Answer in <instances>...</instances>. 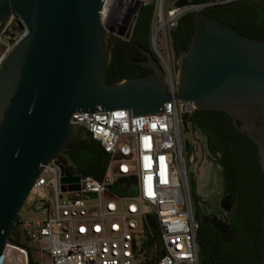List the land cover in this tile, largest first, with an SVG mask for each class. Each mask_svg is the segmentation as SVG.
<instances>
[{
    "label": "water",
    "instance_id": "1",
    "mask_svg": "<svg viewBox=\"0 0 264 264\" xmlns=\"http://www.w3.org/2000/svg\"><path fill=\"white\" fill-rule=\"evenodd\" d=\"M201 1L206 0H192ZM101 2L0 0V22L15 14L27 31L0 64V249L42 165L77 134L68 121L72 112L144 114L177 98L196 110L223 111L255 145L262 177L259 264H264V0H241L178 19L177 28L183 29L169 31L173 94L146 48L151 6L139 8L125 42L100 26ZM59 181L74 182L76 176L60 175ZM111 190L134 194L115 184Z\"/></svg>",
    "mask_w": 264,
    "mask_h": 264
},
{
    "label": "built area",
    "instance_id": "2",
    "mask_svg": "<svg viewBox=\"0 0 264 264\" xmlns=\"http://www.w3.org/2000/svg\"><path fill=\"white\" fill-rule=\"evenodd\" d=\"M170 1L102 0L98 22L106 34L127 41L139 6L149 4L148 49L162 70L166 91L173 94L175 56L169 31L177 19L237 0ZM26 32L15 14L0 22V64ZM160 107L144 114L128 109L72 112L68 121L106 154L102 174L94 178L69 171L56 155L42 165L25 198L38 216L19 215L14 224L21 244L5 242L0 264H28V256L36 252L50 264H198V222L190 189V180H197L196 152L183 138L193 107L177 98ZM188 162L193 163L191 170ZM60 175L76 176V181L60 182ZM69 184L77 188L69 190ZM114 184L121 190L133 188L134 194L118 195L111 190Z\"/></svg>",
    "mask_w": 264,
    "mask_h": 264
},
{
    "label": "flooded vegetation",
    "instance_id": "3",
    "mask_svg": "<svg viewBox=\"0 0 264 264\" xmlns=\"http://www.w3.org/2000/svg\"><path fill=\"white\" fill-rule=\"evenodd\" d=\"M239 1L241 0L215 8H223ZM203 120L207 124L212 121L210 116ZM190 127L205 157L204 172L196 180L195 199L192 201L193 213L201 230L200 244L210 257L209 264H259L262 248L261 211L258 224L252 223L241 202L247 190L243 181L244 151L239 147L231 148L228 144L233 158H227L212 144L208 145V135L200 127ZM231 160L234 161L233 164L230 163ZM256 183L261 184L262 190L261 173ZM256 234L260 237L259 243L254 239Z\"/></svg>",
    "mask_w": 264,
    "mask_h": 264
},
{
    "label": "trees",
    "instance_id": "4",
    "mask_svg": "<svg viewBox=\"0 0 264 264\" xmlns=\"http://www.w3.org/2000/svg\"><path fill=\"white\" fill-rule=\"evenodd\" d=\"M147 5L149 4L141 5L139 6V8ZM210 9H214V8H210ZM178 19L176 25L170 31L183 29V28H177ZM149 21H150V14L148 20L147 34H146L147 49H148ZM169 39H170V35H169ZM128 40L125 42H128ZM170 46H171V42H170ZM171 49L175 56V51L172 46ZM208 116H210L212 119L211 123L209 124L203 122L204 121L203 119ZM185 120L192 127H200L208 135V139H209L208 145L210 146L212 144L211 146H213L216 150L220 151L227 158L230 159L233 158L231 155V149L228 147V144L231 145V148L239 147L244 151L242 157L245 163V175L243 177L244 179L243 181L246 183L247 190L246 193L242 196L241 202L243 207H245L246 209L250 222L258 224L259 215L261 211V184L256 183V179H259L260 173L256 163L255 145L250 141L249 138H247L242 133H239L232 127V125L229 122L228 116L221 110L193 109L191 113L185 118ZM56 156L64 164H66L67 170L74 171L80 174L90 175L94 178H99L101 176L107 159L106 154L99 147L98 143L94 141L86 132H84L79 128L77 134L67 143V148L61 151L60 153H58ZM230 163L233 164L234 161L231 160ZM194 186H195V182L193 179H191L190 189L193 200L195 199ZM254 239L258 243L260 242V237L258 234L254 236ZM8 240L21 244L18 242L19 238L17 236V232L14 225L9 232ZM196 240L198 244V264H209L210 257L206 253V251L201 247L200 244L201 230L199 223H198V229L196 231ZM28 264H33L30 255L28 256Z\"/></svg>",
    "mask_w": 264,
    "mask_h": 264
},
{
    "label": "rangeland",
    "instance_id": "5",
    "mask_svg": "<svg viewBox=\"0 0 264 264\" xmlns=\"http://www.w3.org/2000/svg\"><path fill=\"white\" fill-rule=\"evenodd\" d=\"M172 4H173V0H171L169 2V5H172ZM155 39H156L157 47L161 46L162 35L160 32H158L156 34ZM158 51H159L160 55L164 57L165 51L162 48H159ZM183 138H185L186 141L189 142L190 144L193 143V145H194L193 147H194L195 152H196V167H197L196 175H197V181H198L200 173L204 172L203 162L205 161V157L203 156L201 149L199 147V144L197 142V139L194 137L193 131H192V129L188 123L185 124V130L183 131ZM188 150H189V148H188ZM187 164H188L187 165L188 169L191 170L193 168V163L188 162ZM43 176L45 178L48 177V175H46V174H43ZM18 213H19L20 217L23 219H32L33 217L38 216V213L33 211V207L31 205V203L29 204L26 201H24L22 203ZM14 226H15V229L17 231V226L15 224H14ZM18 238L22 239L21 237H19V235H18ZM29 244H30V246L34 245V243H29ZM31 259L33 261V264H50L49 258L46 255L39 254L37 252L33 254Z\"/></svg>",
    "mask_w": 264,
    "mask_h": 264
}]
</instances>
